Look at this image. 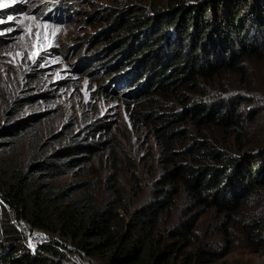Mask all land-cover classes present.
I'll return each instance as SVG.
<instances>
[{
    "label": "rangeland",
    "instance_id": "obj_1",
    "mask_svg": "<svg viewBox=\"0 0 264 264\" xmlns=\"http://www.w3.org/2000/svg\"><path fill=\"white\" fill-rule=\"evenodd\" d=\"M170 1L0 0L10 5L0 8V128L18 122L35 123L40 144L54 138L57 145H63L72 136L82 139L93 123H110L108 129L101 128L89 136L105 145L91 163L75 168L81 176L58 182L87 183L96 192L99 211L113 203L119 214L113 226L117 235L129 236L133 213L158 199L155 184L173 163L172 156L166 159L167 147L182 153L177 160H185L190 159L186 149L196 140L210 139L233 152L264 146L263 55L246 57L239 69L202 79L191 91L183 89L184 102L174 94L158 98L146 82L132 84L117 69L106 72L96 66L98 62L104 65L107 58L114 64L115 56L123 52L112 35L99 40L121 9L135 5L155 15L156 9L168 7ZM102 14L108 16L103 18ZM259 41L264 42V37ZM104 50L106 53L99 56ZM33 53H37L34 58ZM16 99L24 104L19 114L11 113ZM223 100L234 103V117L242 118L232 127L197 124L189 118L176 127L180 135H172L166 142L162 138L161 129L169 113L183 112L194 101ZM26 127L25 145L18 154L23 165L36 151L30 141L31 130ZM5 207L8 215L0 212V232L4 235L8 218L29 249L34 246L36 250L49 239L42 231L40 238L30 240L24 229L27 222L16 220L14 211ZM246 221L257 224L258 245L243 228ZM178 232L186 235L183 242H178L182 238ZM56 237L66 244L62 250L73 264H109L107 256L91 255L72 240ZM38 239L41 242L36 244ZM144 239V250L155 244L159 250L168 244L178 246L179 251L173 253L166 249V258L175 255L182 260L192 253L195 264H264V187L235 213L199 206L181 190L171 208L161 215L155 235Z\"/></svg>",
    "mask_w": 264,
    "mask_h": 264
},
{
    "label": "trees",
    "instance_id": "obj_2",
    "mask_svg": "<svg viewBox=\"0 0 264 264\" xmlns=\"http://www.w3.org/2000/svg\"><path fill=\"white\" fill-rule=\"evenodd\" d=\"M107 16L102 14L103 18ZM115 16L99 40L112 35L123 52L115 56L114 64L107 58L104 65L98 62L96 66L106 72L117 69L132 84L146 82L148 90L158 98L174 94L184 102L180 92L183 89L191 91L202 79L239 69L246 57L264 56L260 48L264 42L259 41L264 37V0H171L168 7L156 9L155 15L131 5ZM104 53L106 50L99 56ZM12 104L11 113L19 114L22 100ZM234 105L224 100L194 101L183 112L165 117L162 138L166 142L178 135L181 131L176 127L189 118L197 124L228 129L242 119L234 117ZM109 124L93 123L82 139L72 136L63 145H57L54 138L40 144L35 123L18 122L0 128V212L8 215L7 205L16 220L49 234V239L32 251L7 218L5 235L0 232V264H73L62 250L66 244L56 235L72 240L91 255L107 256L109 264H195L192 253L182 260L175 255L166 258V249L179 251L173 244L162 250L156 244L150 245V254L144 250V238L155 235L161 215L171 208L178 193L183 190L204 208L235 213L264 187V146L233 152L210 139L196 140L186 149L190 159L185 160H177L182 153L167 147L166 159L172 156L173 163L155 184L158 199L133 213L129 236L117 235L113 226L119 214L113 203L99 211L96 192L87 183L58 182L81 176L75 168L91 163L105 145L89 136L101 128L108 129ZM24 126L31 130L30 141L36 151L23 165L18 154L25 145ZM256 227L251 221L243 224L258 245ZM177 234L182 237L178 242H183L186 235Z\"/></svg>",
    "mask_w": 264,
    "mask_h": 264
},
{
    "label": "built area",
    "instance_id": "obj_3",
    "mask_svg": "<svg viewBox=\"0 0 264 264\" xmlns=\"http://www.w3.org/2000/svg\"><path fill=\"white\" fill-rule=\"evenodd\" d=\"M29 226V225H28ZM25 229V231L28 233V235H30V240H33V239H37V238H40L41 236H42V234H44L42 231L43 230H41V229H34L33 230V232L32 233H29V230H26V228H24ZM36 232H40L41 234V236H38L37 238H32L33 237V235L36 233ZM45 232V231H44ZM46 233V232H45ZM47 234V233H46ZM39 242H41V239H38V243H36V244H39ZM32 251H35V247L34 246H32Z\"/></svg>",
    "mask_w": 264,
    "mask_h": 264
},
{
    "label": "snow or ice",
    "instance_id": "obj_4",
    "mask_svg": "<svg viewBox=\"0 0 264 264\" xmlns=\"http://www.w3.org/2000/svg\"><path fill=\"white\" fill-rule=\"evenodd\" d=\"M10 5L7 3H0V8H8ZM34 18V17H33ZM53 35H55V33H53ZM39 36V34H38ZM17 55H20L19 53H17ZM37 55V53H33L32 54V58H34Z\"/></svg>",
    "mask_w": 264,
    "mask_h": 264
},
{
    "label": "bare ground",
    "instance_id": "obj_5",
    "mask_svg": "<svg viewBox=\"0 0 264 264\" xmlns=\"http://www.w3.org/2000/svg\"><path fill=\"white\" fill-rule=\"evenodd\" d=\"M24 225H25L26 228H27V225H28V224H24ZM27 229L29 230V226H28ZM40 234H41L40 232H36V233L33 235V238H37L38 236H41ZM36 242H37V241H36Z\"/></svg>",
    "mask_w": 264,
    "mask_h": 264
},
{
    "label": "water",
    "instance_id": "obj_6",
    "mask_svg": "<svg viewBox=\"0 0 264 264\" xmlns=\"http://www.w3.org/2000/svg\"><path fill=\"white\" fill-rule=\"evenodd\" d=\"M28 224V223H27ZM29 225V224H28ZM33 228L29 225V233H32L33 232Z\"/></svg>",
    "mask_w": 264,
    "mask_h": 264
}]
</instances>
